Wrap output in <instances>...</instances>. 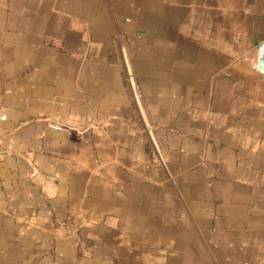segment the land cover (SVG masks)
Segmentation results:
<instances>
[{"label":"crops","instance_id":"crops-1","mask_svg":"<svg viewBox=\"0 0 264 264\" xmlns=\"http://www.w3.org/2000/svg\"><path fill=\"white\" fill-rule=\"evenodd\" d=\"M263 40L264 0H0V264H264Z\"/></svg>","mask_w":264,"mask_h":264},{"label":"built area","instance_id":"built-area-1","mask_svg":"<svg viewBox=\"0 0 264 264\" xmlns=\"http://www.w3.org/2000/svg\"><path fill=\"white\" fill-rule=\"evenodd\" d=\"M254 68L257 72L264 74V40L261 41L256 47ZM6 118V113L0 110V124L5 121ZM51 127L59 128V126L54 124H52Z\"/></svg>","mask_w":264,"mask_h":264}]
</instances>
